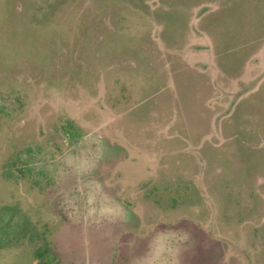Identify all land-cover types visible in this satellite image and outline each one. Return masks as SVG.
<instances>
[{
  "label": "rangeland",
  "instance_id": "374dc122",
  "mask_svg": "<svg viewBox=\"0 0 264 264\" xmlns=\"http://www.w3.org/2000/svg\"><path fill=\"white\" fill-rule=\"evenodd\" d=\"M0 264H264V0H0Z\"/></svg>",
  "mask_w": 264,
  "mask_h": 264
}]
</instances>
